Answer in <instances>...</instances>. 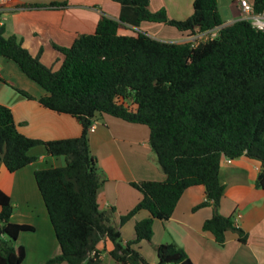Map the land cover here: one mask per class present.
Here are the masks:
<instances>
[{"label": "trees", "instance_id": "16d2710c", "mask_svg": "<svg viewBox=\"0 0 264 264\" xmlns=\"http://www.w3.org/2000/svg\"><path fill=\"white\" fill-rule=\"evenodd\" d=\"M121 6L119 20L102 16L93 34L80 35L70 47H55L63 56L56 71L32 56L16 36L5 37L0 26V58L12 61L45 95L46 109L75 118L77 138L43 142L16 129L9 108L0 104V166L13 173L34 161L28 152L43 146L51 156H63L65 166L38 170L36 186L60 247V254L41 264H104L98 245L112 244L109 258L116 264H148L134 246L151 242L153 224L167 222L185 190L201 186L210 206L203 223L219 245L232 232L244 243V232L219 212L224 186L223 159L257 161L262 170L255 187L264 191V31L239 19L224 25L217 0H194L192 14L171 20L162 10L151 13L150 0H111ZM67 4L28 5L25 8H65ZM255 13L264 0H253ZM159 23L192 35L219 28L217 37L192 46L164 42L144 33L119 35L122 23L138 27ZM187 35V36H188ZM20 93L27 99L31 97ZM102 116L146 126L149 145L165 179L130 184L141 200L113 222L114 210L102 211L98 191L104 183L90 154L88 133ZM12 205L0 191V264H23L24 250L15 242L30 227L10 221ZM141 212L134 237L124 242L121 227ZM156 264H193L174 243L155 247Z\"/></svg>", "mask_w": 264, "mask_h": 264}, {"label": "crops", "instance_id": "0c3cea01", "mask_svg": "<svg viewBox=\"0 0 264 264\" xmlns=\"http://www.w3.org/2000/svg\"><path fill=\"white\" fill-rule=\"evenodd\" d=\"M193 1L150 0L148 9L151 13L163 10L169 19L183 21L191 16ZM61 2L67 6L25 8ZM247 2L252 4L253 0ZM11 5L2 16L5 37L19 38L32 56H38L41 63L53 71L63 61L55 47H70L78 36L93 34L102 16L119 20L121 15V6L111 0H12ZM217 6L224 25L241 18L237 0H217ZM139 32L164 42H182L188 35L164 24L145 22L138 27L122 23L118 30L123 36H136ZM8 61L0 58V104L10 109L18 132L43 142L79 137L78 121L70 115L44 108L39 99L45 92L27 79L15 63ZM20 91L31 99L25 98ZM88 140L90 154L104 180L97 196L99 208L102 211L113 209V222L118 224L120 216L141 200V194L130 186L131 183L165 179L149 145V130L143 125L102 116L89 131ZM28 154L34 161L16 172L0 166V191L10 199L13 208L10 221L31 229L21 232L15 242L16 247L24 250L23 264H41L58 256L60 247L34 173L64 167L66 162L63 156L49 155L43 146L31 148ZM261 170L259 162L246 157L223 159L220 165L224 193L218 212L230 217L244 232V243L236 234L227 232L224 244L219 245L211 233L203 231V223L212 217L213 211L210 206L193 210L205 200V190L198 186L184 191L167 222H154L152 245L174 243L183 248L193 264H264V191L255 187ZM145 217L147 213L141 212L121 230H133L135 222ZM111 248L108 240L98 245L101 260L109 257ZM156 263L154 257L148 262Z\"/></svg>", "mask_w": 264, "mask_h": 264}, {"label": "built area", "instance_id": "2783aa9c", "mask_svg": "<svg viewBox=\"0 0 264 264\" xmlns=\"http://www.w3.org/2000/svg\"><path fill=\"white\" fill-rule=\"evenodd\" d=\"M237 2L241 12L240 19L247 20L253 28L264 31V11L261 13H255L252 4L248 3L247 0H237ZM11 4L12 0H0V26H2V16L11 9ZM218 31L219 28L204 32L198 31L192 35H188L184 41L189 42L192 46H196L201 42L216 38ZM94 127L95 122L91 125L89 131L93 130Z\"/></svg>", "mask_w": 264, "mask_h": 264}, {"label": "rangeland", "instance_id": "374dc122", "mask_svg": "<svg viewBox=\"0 0 264 264\" xmlns=\"http://www.w3.org/2000/svg\"><path fill=\"white\" fill-rule=\"evenodd\" d=\"M10 62L11 64H14L12 63L11 61H8ZM16 66V65H15ZM153 230V229H152ZM121 236H122V239L126 240L127 241H131L133 239V236H134V231L132 229H129L128 231L126 230H121ZM155 238V237H154ZM152 239V238H151ZM152 240L151 242H141L139 245L137 246H134L135 249H139V252L140 254L143 256V258L145 259V261L148 263L150 261V259L152 257H154V259H156V252H155V246L152 245ZM102 262L104 264H115L114 262H112L110 260L109 257L105 256L102 260ZM29 263V262H26V264Z\"/></svg>", "mask_w": 264, "mask_h": 264}]
</instances>
